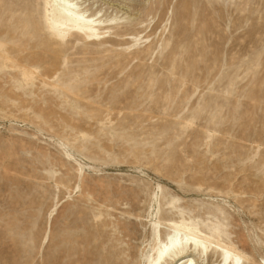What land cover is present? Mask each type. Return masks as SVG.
Here are the masks:
<instances>
[{
	"label": "rangeland",
	"instance_id": "obj_1",
	"mask_svg": "<svg viewBox=\"0 0 264 264\" xmlns=\"http://www.w3.org/2000/svg\"><path fill=\"white\" fill-rule=\"evenodd\" d=\"M87 1L0 0V264H159L164 219L264 264V0Z\"/></svg>",
	"mask_w": 264,
	"mask_h": 264
},
{
	"label": "bare ground",
	"instance_id": "obj_2",
	"mask_svg": "<svg viewBox=\"0 0 264 264\" xmlns=\"http://www.w3.org/2000/svg\"><path fill=\"white\" fill-rule=\"evenodd\" d=\"M44 2L46 4L45 16L49 24V28L54 34L59 33L60 24L62 22L81 20L84 23H88V25L94 24L98 20H101V16L99 14L101 12L103 13L101 9H98L100 6L95 9V11L93 10V12H90L91 10L89 11L88 9L90 5H87L88 7L85 8V5L83 6V3L85 2L80 0H44ZM88 2L90 1H87V3ZM98 24L100 23L98 22ZM58 35H60V33ZM163 221V226L167 228L169 232H173V236L170 241H166L165 239L162 241V244L164 245L158 251L159 256L158 262L156 263L199 264V260H206L214 250H223L227 254L228 258L235 255L236 257L234 264H240V259L246 257L243 253L239 252L236 247L232 246V243L229 241V239H223L219 236V234L206 233L207 231L199 229L198 227L191 225L189 222L182 220L164 219ZM183 240H185V242H183ZM119 245L120 242L117 243V247H120Z\"/></svg>",
	"mask_w": 264,
	"mask_h": 264
}]
</instances>
